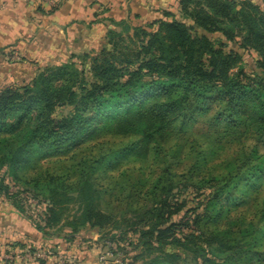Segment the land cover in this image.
I'll return each instance as SVG.
<instances>
[{"label": "trees", "instance_id": "1", "mask_svg": "<svg viewBox=\"0 0 264 264\" xmlns=\"http://www.w3.org/2000/svg\"><path fill=\"white\" fill-rule=\"evenodd\" d=\"M112 25L97 54L0 90V197L46 239L133 246L121 264H263L264 165L245 150L264 147V0H179ZM229 44L255 54L250 73Z\"/></svg>", "mask_w": 264, "mask_h": 264}, {"label": "crops", "instance_id": "2", "mask_svg": "<svg viewBox=\"0 0 264 264\" xmlns=\"http://www.w3.org/2000/svg\"><path fill=\"white\" fill-rule=\"evenodd\" d=\"M178 1L58 0L56 7L47 10L36 0H0V69L15 64L7 61L13 53H18L22 58L29 55L34 65L38 66L49 50L61 47L66 39H72L78 33L86 37L83 49L99 48L104 44L106 32L113 28L112 21L143 25L157 18L159 11L176 12ZM84 45L78 50H82ZM94 237L91 236L93 241ZM12 244L35 250L43 249L42 246L49 247L54 251V258L58 260L61 257L64 264H94L91 257L92 243H78L75 235L69 241L62 235L46 239L9 201L0 197V255L8 253L11 250L9 245ZM68 254H75L74 258L69 259ZM62 255L68 260L63 259ZM8 262L0 260V264ZM10 262L39 264L36 261Z\"/></svg>", "mask_w": 264, "mask_h": 264}, {"label": "rangeland", "instance_id": "3", "mask_svg": "<svg viewBox=\"0 0 264 264\" xmlns=\"http://www.w3.org/2000/svg\"><path fill=\"white\" fill-rule=\"evenodd\" d=\"M251 1L256 5L261 6V0H251ZM85 38L86 37L83 35V33L82 34L78 33L74 38L66 39L61 47L49 50L47 52L46 56L41 59V61H40L41 63L40 62H39V64L37 63L38 66L34 65V62H33L34 60H32V58L29 55L27 56V58H22L23 56L18 55V53H13V55L10 57V59L7 58L8 59L7 61L13 62L15 64H13L9 68L0 69V90L4 87L10 86V85H17V86L25 85V84L29 83V81L36 74L40 73L44 67H51V66L61 65L64 63H70L69 57H71V56H75L76 59H80V56H82L85 53L90 54V55L91 54L94 55V53L97 54L101 50L102 46L105 45V39H104V44L102 46L100 45L99 48L97 46H95V47H88L86 49H83V48H85L84 44H86L85 43L86 40H84ZM82 45H84V47H82V50L79 51L78 48ZM226 49H233V50H237L240 53H242L243 63H241L240 65L243 66V69L245 72L250 73V71H252L254 69L253 68L254 67L253 62L256 59V56L254 53L242 52L241 50L237 49V45H235V44L227 45ZM263 77H264V75H262V78ZM154 85L164 86L165 83L161 80V81L155 82ZM261 95H262L263 100H264V91L261 92ZM152 97L153 96L149 97V99H146L144 101L140 100L136 104V106L142 107L143 105H145V102H148V101L150 102ZM261 129L262 128H258L257 130H261ZM263 130L264 129H262V131ZM249 131H250V133H251V131L253 133H256V131L254 129H252L251 127H249ZM0 136H1V134H0ZM245 152L247 153V155L250 159L251 167L255 171L257 169H262L260 167H263V165H264V147H262L260 145L256 146V144H253L250 142L247 144ZM3 184H6V186L8 187L9 193H15L17 191V187L14 186L13 182L9 178L8 179L6 178L3 182ZM20 190H22V189H20ZM21 197H22V200L23 199L25 200V204H26L25 206L30 209L29 211H27L25 213L26 215L27 214L30 215L31 213H33V209L37 210L34 207L35 201H33L25 191L21 192ZM190 205L196 206V203L192 202V203H190ZM260 205L261 204H259L255 208H253L252 211L259 210ZM42 209H43L42 207L38 209L40 214L42 213ZM33 217L34 216H32V218ZM258 224H260V223H258ZM263 224H264V222L262 223V225ZM52 232H50V233H52ZM97 232H98L97 230H92L89 233L81 232V233H79L80 235L79 234L75 235V236H77V242L78 243H84L85 241L90 242V244L92 243V248H91V250H92L91 251L92 252L91 257L93 260L92 263H94V264H121L122 260H125L127 262H129L131 260L135 261L133 255L135 253L137 254V250H135V249L133 250V248H132L133 246L128 244V240L131 241L133 239V237H131L130 234L127 235L126 237L122 238L125 241L124 244H128V247L123 246L124 251L128 252L127 255H125L123 253V251H120L119 249L116 248L115 244H111V243H108L105 241H101L99 234ZM91 236L92 237L95 236L93 238L94 241L92 240ZM262 242L264 244V241H262ZM90 244H88V246ZM124 244L122 243V245H124ZM253 245L256 248V251L260 252L261 254H262V252H264V246H262L261 242L254 241ZM110 246L112 247L111 251H109ZM42 248L46 249L47 251L50 250V252L52 254L54 252L49 247L42 246ZM74 255L75 254H71V255L68 254L67 257L69 259H71V258H74L73 257ZM62 257H63V259L65 258V260H68L67 257H65L64 255H62ZM136 260L137 261L135 262V264H142V262H139V259H136ZM262 261L264 264V258L262 259ZM63 262H64V260H62V258L59 257L57 264H64Z\"/></svg>", "mask_w": 264, "mask_h": 264}, {"label": "built area", "instance_id": "4", "mask_svg": "<svg viewBox=\"0 0 264 264\" xmlns=\"http://www.w3.org/2000/svg\"><path fill=\"white\" fill-rule=\"evenodd\" d=\"M39 5H43L45 9H51L57 6L58 0H36ZM32 201V200H31ZM33 259H40L45 261V264H52V262L58 263V260L54 258V255L50 252V250L40 249L34 253L30 252V248H22L18 250L15 248L14 250H9L8 253H3L0 255V260L2 261H14V262H23V261H31Z\"/></svg>", "mask_w": 264, "mask_h": 264}]
</instances>
